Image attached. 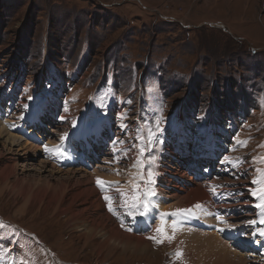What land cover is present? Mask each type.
<instances>
[{
	"label": "rangeland",
	"instance_id": "rangeland-1",
	"mask_svg": "<svg viewBox=\"0 0 264 264\" xmlns=\"http://www.w3.org/2000/svg\"><path fill=\"white\" fill-rule=\"evenodd\" d=\"M8 82L26 85L27 93L21 91L16 103L22 115L32 99L40 104V113L39 97L48 98L42 120L50 121L54 141L61 143L59 136L72 130V121L91 111L97 117L91 122L102 125L94 136L108 134L109 127L117 140L115 154L105 145L107 162L114 157L123 170L127 163L140 162L145 180L118 176L135 180L132 202L123 205L124 199L108 190L115 212L108 222L120 229L128 232L146 212L147 185L166 171L162 182L175 188L180 184L173 172L179 171L180 178L187 165L208 168L206 176L229 185L236 223L250 225L257 217L253 192L261 196L264 188V0H0V93L7 94L2 97L6 103L15 104ZM61 98L67 115L57 104ZM53 111L56 116L50 115ZM11 113L17 120V112ZM4 128L24 136L32 132L23 121L21 126L0 122ZM149 132L156 135L149 137ZM208 154L214 158L207 159ZM148 170L154 174L151 183ZM5 180L9 188L0 193V264H88L89 256L68 227V214L53 212L45 188L38 186L26 213L15 216L22 190L13 175L1 173L0 189ZM133 197L136 209L130 208ZM37 198L45 202L39 211ZM148 232L164 238L162 229H140V234ZM147 239V250H117L99 264H185L168 240Z\"/></svg>",
	"mask_w": 264,
	"mask_h": 264
},
{
	"label": "bare ground",
	"instance_id": "bare-ground-1",
	"mask_svg": "<svg viewBox=\"0 0 264 264\" xmlns=\"http://www.w3.org/2000/svg\"><path fill=\"white\" fill-rule=\"evenodd\" d=\"M32 100V103L27 106V108L30 107L24 114L23 119L16 121L20 126L22 121L25 122L26 126H31L32 132L24 136L18 135L11 130H6V128L4 130L0 129V136L5 135L4 141H0V157L5 161L4 163L0 161V164L2 163L0 165V173L5 178L8 174L15 177L16 182L20 184L19 188L22 190L21 194L24 198L21 204L15 206V216L26 213L31 200L34 198L32 197L34 192H39L37 187L41 186L45 188L43 191L48 192L49 196H52L46 202L51 205L53 212H64L65 210L68 214V227L76 237L77 243L80 244L81 250L86 251L84 255L89 256L88 264H99L102 257L111 256L117 250L135 253L147 250L150 246L147 237H152V234L150 232L146 235L140 234L141 227L146 231H156L159 227L162 229L164 237L174 235L173 239L166 240L170 242L169 246H171L175 255L177 250L181 252L179 257L177 255L175 257L183 259L185 264H252L250 261L247 262L244 259V255L233 249L232 245L226 241L228 232L232 231L230 229L231 225H233L230 220L231 217L224 216L225 220L221 221L210 212L213 208L221 206L222 208H226L225 206L232 208L235 205L229 197L227 199L225 197V190L228 192V189L219 187L211 179L208 180L207 185H203L198 181L191 182L189 179L193 180L192 177L180 172V178L183 179L180 180L179 176H177L179 171L175 170L173 172L174 180L180 185L173 188L169 186L168 182H162V176L168 174V172L162 171L155 184L147 185L145 197L143 195L144 203H147L146 213L141 220L138 218V220L133 222L130 232L128 229V232L120 229L114 222H108L111 219L109 215L111 211L108 208L109 200L105 199V196H110L109 193L111 191L108 190L113 189V193H111L113 196L119 194V197L124 199V201H120L123 205H128L132 202V198L131 201L129 198L130 194H132L131 192H135V189H133L135 180L130 182L128 178L129 181H120L118 176L121 174L129 175L135 179L137 175L140 180H145L144 169L140 167V164H137L140 162L133 161L127 163L124 170L122 168L118 169L116 163H114L117 161H113L114 157L107 162L106 154L105 157L101 155L102 159H106L104 164L96 163L95 168L91 171L80 168L69 169V167L65 170L57 168L56 165L59 164L57 159L54 158H57L59 154L66 158H74L81 165H87L89 163L87 161L88 154L85 152L91 148L95 149V140L103 139V133L101 138L94 136V132L99 130L102 132V125L100 121L91 122L93 117V120H96L97 117L96 114L87 110L88 112L83 115L80 121H72V130L68 132V135H65V132L63 134L60 133V136L57 134L59 137H63L61 143H58L53 140L55 139L54 132L50 133L46 130L44 133L35 129V127L38 128L37 125L42 127L43 124L40 120V104L37 99ZM64 113L67 115L66 111ZM0 119V122H3L4 125L14 122L8 117L7 112L2 114L0 111ZM106 121L107 119L103 123H106ZM107 129H109L107 130L109 149L115 154L118 151L117 140L113 137L110 128L108 127ZM13 146H17L16 150L13 149ZM61 150L63 152L60 153ZM26 153L30 155H25ZM38 157L40 159L37 160ZM211 158H213L212 154L209 155V159ZM127 167H131V169L128 170ZM107 170L109 171L105 175ZM113 170H116L114 174ZM156 171L159 174L161 169L157 167ZM99 172L103 173V175H99ZM98 178L100 183L97 182ZM105 179H107V183ZM184 180L187 182L184 183ZM4 188H9L7 180H5L4 187L0 189V193ZM171 189H174L172 194L170 193ZM12 192L14 194L13 189ZM149 192L154 194L149 195ZM253 196H256L257 199L254 205L257 208V217L252 219L255 223L247 225V230H253L252 235H259L260 238H264V236L260 235V231L264 230V222H262L264 221V207L258 208L256 206L262 203L260 194L257 193ZM37 202V211H39L45 202L42 203L39 198H37ZM65 203H67V206L61 208ZM197 203L201 205L200 208L194 207ZM245 203H242L244 207ZM105 206L107 210H104ZM112 208L114 207L112 206ZM178 209H191V211L178 212ZM190 214H197L203 224L207 228L212 227V230L200 231L183 225L181 221L185 220ZM209 215H213V217L210 218ZM246 215L248 219L252 217L251 214L247 213ZM173 222H176L175 228L173 227ZM258 224L260 226L256 227ZM221 229L224 230L221 231ZM245 237L244 234L241 235V241ZM261 249L263 254L260 255L259 259L262 262L264 261V244H262ZM16 250L14 249L13 252Z\"/></svg>",
	"mask_w": 264,
	"mask_h": 264
},
{
	"label": "snow or ice",
	"instance_id": "snow-or-ice-1",
	"mask_svg": "<svg viewBox=\"0 0 264 264\" xmlns=\"http://www.w3.org/2000/svg\"><path fill=\"white\" fill-rule=\"evenodd\" d=\"M157 129L159 130V124L157 123ZM156 135V133L155 132H149V137H154ZM152 159V161L154 162L155 160H156V157H152L151 158ZM225 161L226 162H231V161H229L228 160V158L227 157H225ZM257 171H260V170H257ZM153 172L151 171V170H148V173H147V176H148V181H149V183H151L152 182V179H153ZM98 183H100V180H99V178H98V181H97ZM257 181H253V183H256ZM149 195H152V194H154V193H151V192H149L148 193ZM254 195H255V193H253ZM105 199L106 200H109V211H113V213L115 214V212H114V209L112 208V206H111V200H110V197H108V196H105ZM260 199H261V201H262V203H260V204H257L256 206L258 207V208H260V207H264V188H262L261 189V196H260ZM136 201V198L135 197H133V203L131 204V208L132 209H136L137 207H138V205H137V203L135 202ZM144 207L146 208L147 207V205L145 204L144 205ZM195 208H200L201 207V205L199 204V203H197L195 206H194ZM178 212H184V211H191V209H178L177 210ZM217 219H219V220H221V221H224L225 220V218H224V216H217L216 217ZM226 222V221H225ZM262 222H264V221H262ZM249 223L251 224V223H255V221H249ZM173 227L175 228L176 227V222H173ZM130 230V229H129ZM224 229H221V231H223ZM156 231L159 233V232H161V228H157L156 229ZM260 235L261 236H264V230H261L260 231ZM174 238V235H169V236H165L163 239H157L156 237H149V239H154V240H156V242L157 243H162V242H164V239H168V240H171V239H173ZM176 255H177V257H179L180 255H181V252L179 251V250H177V252H176Z\"/></svg>",
	"mask_w": 264,
	"mask_h": 264
},
{
	"label": "trees",
	"instance_id": "trees-1",
	"mask_svg": "<svg viewBox=\"0 0 264 264\" xmlns=\"http://www.w3.org/2000/svg\"><path fill=\"white\" fill-rule=\"evenodd\" d=\"M220 99H222V97ZM225 102H226V100L224 99L223 104H222L224 106V108L228 106V103H225Z\"/></svg>",
	"mask_w": 264,
	"mask_h": 264
}]
</instances>
